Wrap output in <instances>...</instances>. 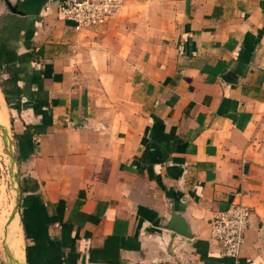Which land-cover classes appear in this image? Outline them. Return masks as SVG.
<instances>
[{"label": "crops", "instance_id": "1", "mask_svg": "<svg viewBox=\"0 0 264 264\" xmlns=\"http://www.w3.org/2000/svg\"><path fill=\"white\" fill-rule=\"evenodd\" d=\"M61 1L0 0V264H264V0H124L81 29ZM235 192L237 260L208 226Z\"/></svg>", "mask_w": 264, "mask_h": 264}, {"label": "built area", "instance_id": "2", "mask_svg": "<svg viewBox=\"0 0 264 264\" xmlns=\"http://www.w3.org/2000/svg\"><path fill=\"white\" fill-rule=\"evenodd\" d=\"M124 0H62L58 12L73 22L76 29L106 23L123 5ZM251 209L241 192H235L227 208L214 212L208 220L210 238L223 257L237 260L241 254Z\"/></svg>", "mask_w": 264, "mask_h": 264}, {"label": "rangeland", "instance_id": "3", "mask_svg": "<svg viewBox=\"0 0 264 264\" xmlns=\"http://www.w3.org/2000/svg\"><path fill=\"white\" fill-rule=\"evenodd\" d=\"M9 179V173L7 172V169L1 164L0 165V195L1 198L5 199V203H7L5 215L9 216L13 209H11L10 206V200L12 199L11 192H12V181Z\"/></svg>", "mask_w": 264, "mask_h": 264}, {"label": "water", "instance_id": "4", "mask_svg": "<svg viewBox=\"0 0 264 264\" xmlns=\"http://www.w3.org/2000/svg\"><path fill=\"white\" fill-rule=\"evenodd\" d=\"M168 228L176 231L179 234L190 236V233L187 230L186 222L182 219H177L175 216L171 218Z\"/></svg>", "mask_w": 264, "mask_h": 264}, {"label": "bare ground", "instance_id": "5", "mask_svg": "<svg viewBox=\"0 0 264 264\" xmlns=\"http://www.w3.org/2000/svg\"><path fill=\"white\" fill-rule=\"evenodd\" d=\"M0 119H1V118H0ZM2 119H3V118H2ZM2 119H1V120H2ZM4 121H5V120H4Z\"/></svg>", "mask_w": 264, "mask_h": 264}]
</instances>
